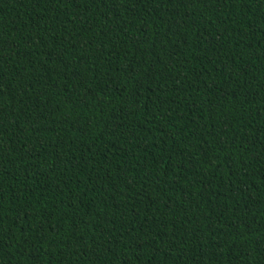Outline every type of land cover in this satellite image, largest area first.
<instances>
[{"label":"trees","instance_id":"obj_1","mask_svg":"<svg viewBox=\"0 0 264 264\" xmlns=\"http://www.w3.org/2000/svg\"><path fill=\"white\" fill-rule=\"evenodd\" d=\"M0 264H264V0H0Z\"/></svg>","mask_w":264,"mask_h":264}]
</instances>
